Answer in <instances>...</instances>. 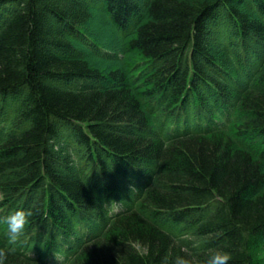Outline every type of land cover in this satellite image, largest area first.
<instances>
[{
	"label": "trees",
	"instance_id": "trees-1",
	"mask_svg": "<svg viewBox=\"0 0 264 264\" xmlns=\"http://www.w3.org/2000/svg\"><path fill=\"white\" fill-rule=\"evenodd\" d=\"M93 10L125 68L81 49L115 55ZM262 247L264 0H0L3 264H264Z\"/></svg>",
	"mask_w": 264,
	"mask_h": 264
},
{
	"label": "rangeland",
	"instance_id": "rangeland-1",
	"mask_svg": "<svg viewBox=\"0 0 264 264\" xmlns=\"http://www.w3.org/2000/svg\"><path fill=\"white\" fill-rule=\"evenodd\" d=\"M88 31L92 34L93 39L98 43L100 48L104 49L106 52H111L115 55H111L112 58L108 60H99L96 56L91 55L90 50L86 48H81L85 53L90 55V60L93 63L101 64V65H111L122 68H125L123 57V61L117 62L116 59L123 56V48L127 44V38H122L120 34L117 32L115 25L107 16L105 11H91L90 24L88 25ZM79 44V43H78ZM80 45V44H79ZM257 256L264 260V247L258 249L256 251Z\"/></svg>",
	"mask_w": 264,
	"mask_h": 264
},
{
	"label": "clouds",
	"instance_id": "clouds-1",
	"mask_svg": "<svg viewBox=\"0 0 264 264\" xmlns=\"http://www.w3.org/2000/svg\"><path fill=\"white\" fill-rule=\"evenodd\" d=\"M31 215L30 210L18 208L5 217L8 234L12 240H15L23 232L25 225L28 223V218ZM137 247H139V244H137ZM230 259L231 255L229 252L222 248H217L206 259L177 256L174 264H228ZM0 264H3L2 253H0Z\"/></svg>",
	"mask_w": 264,
	"mask_h": 264
}]
</instances>
